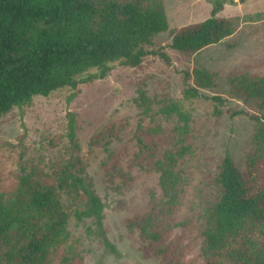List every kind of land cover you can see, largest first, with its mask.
Returning <instances> with one entry per match:
<instances>
[{
    "label": "trees",
    "instance_id": "1",
    "mask_svg": "<svg viewBox=\"0 0 264 264\" xmlns=\"http://www.w3.org/2000/svg\"><path fill=\"white\" fill-rule=\"evenodd\" d=\"M223 8L224 1L216 0L211 17L170 28L166 0H0V119L35 96L75 87L78 77L92 68L104 77L116 61L137 67L147 56L160 54L170 62L154 48L161 33L169 31L172 48L188 56L219 43L237 30L235 20L218 16ZM192 76L194 84L188 83ZM224 77L230 94L252 110L232 116L248 114L259 123L249 161L252 175L256 160L264 157V73L241 70L226 75L194 68L193 73L186 72L185 94L197 97L201 89L215 88ZM143 100L147 112L151 107L146 97ZM162 112L180 117L175 143L151 168L159 175L165 213L172 217L186 204L197 135L189 115L178 105H167ZM163 128L156 123L147 131ZM70 136L74 137L72 132ZM113 176L106 168L108 187L118 186ZM249 181L227 154L213 179L218 195L203 210H193L182 220L158 221L149 215L143 223L136 218L125 223L139 230L144 252L162 240L158 228L182 229L181 239H191V249L198 252L192 264H264V185L256 187ZM71 211L78 220L90 218L100 227L105 220V203L81 158L50 172L21 173L17 182L0 191V264H86L83 250L68 230ZM108 246L115 252L112 244ZM151 256L162 264L171 262L165 247L154 249Z\"/></svg>",
    "mask_w": 264,
    "mask_h": 264
},
{
    "label": "rangeland",
    "instance_id": "2",
    "mask_svg": "<svg viewBox=\"0 0 264 264\" xmlns=\"http://www.w3.org/2000/svg\"><path fill=\"white\" fill-rule=\"evenodd\" d=\"M215 1L166 0L170 28L211 17ZM223 1L218 16L237 24L229 38L188 56L172 48L169 31L161 33L154 48L162 50L170 62L160 54L147 56L137 67L116 61L104 77L92 68L78 77L75 87L35 96L0 119V191L25 171L50 172L77 157L84 162L105 203L102 227L90 218L78 220L71 211L68 230L83 250L86 264H162L151 256L161 247L171 255L170 264H192L198 252L191 249V239H181L184 230L158 228L163 231L162 240L144 252L138 242L139 230L130 229L125 221L136 218L143 223L149 215L158 221L182 220L193 210H203L218 195L213 179L227 154L250 185H264V157L256 160L252 175L248 173L259 123L248 114L232 116L236 111L252 110L230 94L225 77L215 88L201 89L197 97L185 94L186 72L193 73L194 68L226 75L241 70L264 73V0ZM90 75L97 76L85 81ZM193 76L188 83H195ZM143 97L151 107L147 112ZM167 105H178L187 113L197 135L186 204L172 217L165 213L159 175L151 170L154 161L175 143L174 128L180 123L177 113L162 112ZM156 123L163 130L149 133L147 129ZM106 168L118 186H107Z\"/></svg>",
    "mask_w": 264,
    "mask_h": 264
},
{
    "label": "water",
    "instance_id": "3",
    "mask_svg": "<svg viewBox=\"0 0 264 264\" xmlns=\"http://www.w3.org/2000/svg\"><path fill=\"white\" fill-rule=\"evenodd\" d=\"M240 1H245V0H240Z\"/></svg>",
    "mask_w": 264,
    "mask_h": 264
}]
</instances>
